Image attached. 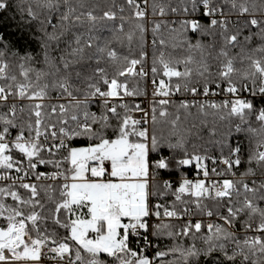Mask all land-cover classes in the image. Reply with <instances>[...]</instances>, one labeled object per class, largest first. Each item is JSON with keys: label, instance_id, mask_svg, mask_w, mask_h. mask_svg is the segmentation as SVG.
I'll return each mask as SVG.
<instances>
[{"label": "snow or ice", "instance_id": "1", "mask_svg": "<svg viewBox=\"0 0 264 264\" xmlns=\"http://www.w3.org/2000/svg\"><path fill=\"white\" fill-rule=\"evenodd\" d=\"M0 264H264V0H0Z\"/></svg>", "mask_w": 264, "mask_h": 264}, {"label": "trees", "instance_id": "2", "mask_svg": "<svg viewBox=\"0 0 264 264\" xmlns=\"http://www.w3.org/2000/svg\"><path fill=\"white\" fill-rule=\"evenodd\" d=\"M98 2L101 4H104L107 2V0H98ZM164 38L167 41V47L165 49L167 54H169L175 58H183V57L190 55V54L194 55V53H189L187 51V49H184L181 46H179L178 43L171 36L168 35L167 32L164 33ZM149 39H151V37H149ZM174 44L177 46L174 47L173 46ZM151 54H152V50L149 49V55L151 56ZM202 119H203L202 117H200L196 114L195 110H193V114L191 116L185 117L182 115V117H181L183 126L191 129V133H192L191 138L193 140H197V132L203 131L199 128V123ZM192 124H196L197 127H195V128L191 127ZM203 134L206 136L207 135L206 131H204Z\"/></svg>", "mask_w": 264, "mask_h": 264}]
</instances>
